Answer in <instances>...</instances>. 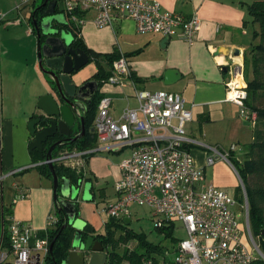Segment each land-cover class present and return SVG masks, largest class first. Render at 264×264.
<instances>
[{
  "label": "crops",
  "instance_id": "0c3cea01",
  "mask_svg": "<svg viewBox=\"0 0 264 264\" xmlns=\"http://www.w3.org/2000/svg\"><path fill=\"white\" fill-rule=\"evenodd\" d=\"M37 1L30 0L21 4L20 0H0V11L6 14L0 25V78L3 80L0 85V178H5L12 171L25 169L19 173L22 176L17 184L13 183L24 192L25 197L10 206L14 196L11 197L8 208L12 219L27 223L40 233L48 227L55 202L52 181L40 175L36 166L33 167L28 147L31 137L27 124L33 116L40 115L38 99L49 93L47 77L37 68V31L30 21L31 14L40 7L36 6ZM49 1H56V6L48 8L45 3L41 5L44 9L41 19H46V23H43L45 30L70 33L61 29L67 23V15L58 5V0ZM146 1H156L162 9L186 17L195 15L200 21V28L192 45L178 38L168 39L164 43L165 37L162 35L137 34L130 21L115 20L111 27L97 28L93 23L94 12H85L84 23L79 30V38L84 46L97 54L118 52L129 55L126 59L131 75L140 80L137 84L131 81L133 85L111 86L101 91L111 99L109 114L118 119L123 110L136 108L135 91H164L180 95L192 117L185 126L188 140L186 148L195 165L203 171L205 180L207 170L214 167L212 176L215 183H208L207 180L206 183L233 197L224 191L227 187L237 186L227 161V165L224 160H218L212 166H207L206 159L213 151L219 152L216 146H224L226 141H232L235 145L240 142L247 145L252 141V126L241 116L239 107L226 100L225 85L231 78V66L243 70V54L251 42L254 30L247 7L254 0ZM19 4L20 10L16 12ZM38 32H43L40 21ZM236 49L241 52L238 57L233 55ZM224 67L227 72L223 71ZM168 70L177 73L179 79L165 85L164 74ZM94 74V67L92 71L80 70L72 76L73 83L80 86L91 80ZM235 145L231 144L229 149H236ZM86 152L90 154L101 151L91 149ZM235 158L240 161L237 155ZM86 162L88 168L79 171L84 172L88 182L97 180L100 160L91 158ZM30 168L35 171L28 172ZM3 173L6 175L2 177ZM108 176L115 183L119 177L118 166ZM84 183L78 197L66 201L75 205L78 210L77 219L93 227L91 212L86 204L89 200L83 195ZM2 208L4 205L1 206L0 215Z\"/></svg>",
  "mask_w": 264,
  "mask_h": 264
},
{
  "label": "built area",
  "instance_id": "2783aa9c",
  "mask_svg": "<svg viewBox=\"0 0 264 264\" xmlns=\"http://www.w3.org/2000/svg\"><path fill=\"white\" fill-rule=\"evenodd\" d=\"M28 1L20 0L21 4ZM63 4V11L71 15V21L78 27L84 23V17L78 18L74 12L93 11V23L97 28L111 27L115 20L130 21L139 35L159 34L167 39L178 38L188 45L194 43L200 28L195 15L186 17L166 11L156 1L63 0ZM5 18L6 14L0 11V25ZM229 74L231 78L225 85L226 100L237 105L241 116L253 127L257 116L245 107L247 93L242 70L231 66ZM130 77L129 63L121 54L113 63L111 76L104 85H133ZM135 99L136 108L123 110L118 119L109 114V97L104 96L97 106L93 132L99 143L108 145L99 150L132 149L129 159L118 166L119 177L114 183L116 201L105 204L99 213L122 224L130 217V206L136 205L151 211L154 228L158 230L173 222L181 223L186 239L178 242L173 261L162 259L163 264H252L262 259L250 232L247 205L245 226L254 247L251 250L241 240L240 214L234 211L238 202L206 183L203 171L195 165L186 148L185 126L192 117L184 99L164 91H135ZM234 150V147L230 148V151ZM87 154L86 151H63L50 162L79 171ZM227 155L213 151L206 159V165L212 166L218 160L227 161ZM23 170L12 171L7 176ZM12 186L15 195L10 206L25 197L16 184ZM53 221L54 217H50L48 223ZM2 223L0 264L44 262L49 249L46 239L39 238L38 232L29 224L15 221L11 216L4 218L2 215ZM4 229L8 249L2 248ZM10 257L14 259L13 263L8 261ZM140 264H153V260L143 257Z\"/></svg>",
  "mask_w": 264,
  "mask_h": 264
},
{
  "label": "trees",
  "instance_id": "16d2710c",
  "mask_svg": "<svg viewBox=\"0 0 264 264\" xmlns=\"http://www.w3.org/2000/svg\"><path fill=\"white\" fill-rule=\"evenodd\" d=\"M44 2L45 0L42 1L43 4ZM45 5L47 4L45 3ZM247 12L251 19L250 23L254 26V30L252 32L251 42L243 54L242 76L246 84L247 93L245 107L256 114L257 121L255 126L252 127V141L244 148L245 156L243 161L240 162L235 158L234 151H229L227 153V160L233 166L243 184L248 203L250 232L252 236L260 240L259 249L264 255V235L262 234V232H264V211L262 207L264 204V0H254V2L247 7ZM43 13L44 9L40 6L31 14L30 21L34 30L36 29L33 23L35 22L38 27ZM66 15L67 23L62 25L61 29L71 33L72 42L70 46L72 48L81 49L88 56V64L92 62L95 64L96 72L91 77V80L97 82L99 91L96 97L92 99L90 103L86 104L83 114L84 135L76 141L64 143L56 147L52 152V157H56L60 152L65 150L85 152L93 149L97 139L95 133L91 132V129H93L97 106L100 100L105 96L104 93L101 92V87L111 76L113 63L121 56L118 52L97 54L88 50L79 38L80 27L71 21L70 14L66 13ZM73 15L78 18L84 17V13L82 12H74ZM123 56L127 58L129 55ZM130 79L134 84L140 82L134 75H131ZM33 118L35 117L33 116L31 119ZM77 130L79 132L78 134H80L81 130L79 125ZM74 133L76 134L77 132ZM53 144L54 142L49 141L44 145L42 153H39L37 150H30L29 152L32 163L36 165L35 169L39 174L52 181L51 170H53L58 179V188H60L64 180H67L69 185L75 188H79L80 182L87 183L88 181L85 179L83 171H76L59 164H53L52 169H50L49 166L44 163L46 160V153ZM93 155L94 153H90L85 155L84 158L88 160ZM253 178L257 179V181L254 184H250V180ZM54 206V221L48 223V227L45 231L38 233V237L46 239L49 245L44 264H64L68 253L72 249V241L75 235L74 229L67 223V216L60 210V205L55 202ZM1 212L4 218L11 216L9 208H2ZM75 212L76 215H78L77 209H75ZM4 222L6 221L4 220ZM120 224L121 223L109 219L104 223L105 234L96 236V240L102 244L107 255L105 264H140L143 257L151 258V255L155 253L164 256L165 251H163L161 247L149 244L142 235L134 234L131 231H127L123 235L121 234L117 240H114L112 230H119V227H121ZM163 229L166 232V236L170 237L172 224L159 229V231ZM82 240H84V236ZM129 240L137 241V247L134 250L130 251L125 248L121 253L116 251L118 244H125ZM8 247V237L4 229L2 248L8 249ZM140 249H142L144 253H139ZM151 259L153 260V264H157L155 259ZM252 264H264V260L257 259Z\"/></svg>",
  "mask_w": 264,
  "mask_h": 264
},
{
  "label": "water",
  "instance_id": "95a60500",
  "mask_svg": "<svg viewBox=\"0 0 264 264\" xmlns=\"http://www.w3.org/2000/svg\"><path fill=\"white\" fill-rule=\"evenodd\" d=\"M48 8L56 6V1L45 0ZM47 14V13H45ZM42 33L38 32V27L33 23L37 31V68L47 77L49 83V93L40 97L37 102V109L40 115L31 119L27 128L31 141L29 142V150H37L39 153L43 151V145L47 140L56 136L68 137L71 130L76 126H80L81 133L73 138H66L63 141L55 142L46 153L48 166L52 169L53 150L71 141H76L84 135L83 115L80 112L83 110L84 102L90 103L91 96L98 90V84L95 81H89L85 85L77 86L73 83L72 76L85 67L88 62V56L78 48H72L69 41L63 35V31L44 28L46 19L40 20ZM168 39H164V43ZM235 57L241 55V52L236 49L233 53ZM240 70V69H238ZM227 72V68H223ZM179 79V76L174 71L168 70L164 74V84L168 85ZM89 87L91 91L89 92ZM86 90V92H84ZM93 132V129H91ZM52 171L53 184V199L54 202L60 205L67 216V223L74 229L75 235L72 241V249L68 253L64 264H105L107 255L102 244L94 241L91 236H88L85 241L82 240V233L88 235L93 234V228L87 225L80 219H77L75 205L66 201L78 197L83 182H80L79 188L70 187L69 182L64 180L60 188H58V179ZM242 184V182H241ZM243 186V184H242ZM88 185L84 183L83 195L87 191ZM244 189V187H243ZM60 191V197L58 196ZM246 205L248 207L247 199ZM126 224L130 221L124 219ZM2 214L0 215V234L2 233ZM264 235V232H262ZM262 260L264 255L261 254Z\"/></svg>",
  "mask_w": 264,
  "mask_h": 264
},
{
  "label": "rangeland",
  "instance_id": "374dc122",
  "mask_svg": "<svg viewBox=\"0 0 264 264\" xmlns=\"http://www.w3.org/2000/svg\"><path fill=\"white\" fill-rule=\"evenodd\" d=\"M58 5L63 9L64 4L63 0H58ZM42 5V0H38L36 3V6H41ZM20 10V4L19 8ZM18 9H15L17 12ZM63 35L65 38L69 41H71V34L68 32H63ZM93 65V66H92ZM93 67L95 68L96 72V67L95 64L92 62L90 64H87L85 67L81 69L82 70H93ZM3 82L2 78H0V85ZM108 87V85H103L101 87V91L104 92ZM0 100H1V95H0ZM97 112V111H96ZM248 122V121H247ZM250 124V122H248ZM247 125V124H246ZM248 127V125L246 126ZM249 129V128H247ZM253 129V128H252ZM1 131V130H0ZM232 143V141H226L225 147L221 146L220 144L216 146V148L219 150L220 153H228L229 152V146ZM108 145L99 143L96 141L93 149H102L107 147ZM236 149L234 152V155L238 156L240 161H243L244 156H245V148L246 145H244L243 142H240L239 145H235ZM204 151H207V153H211L208 149H205ZM132 149L129 147H124L118 152H115L113 149L110 151H101V152H96L91 156L89 159H99L100 163L98 165V175H96L97 180L92 179L90 182H88V187L87 191L85 192V197L89 202L86 204L88 205V208L90 209V216L92 217L93 221V227L94 228V233L96 235H102L105 234V228H104V223L109 220L108 217H106L103 214H98V211L107 203H113L116 201V193L113 188L114 181L111 176H108V173H110L115 167L119 166L122 162L126 161L129 159L131 155ZM222 161V160H220ZM228 161V160H227ZM225 162V161H223ZM226 163V162H225ZM228 163V165H227ZM226 165L230 168L232 171L237 186L236 187H227L224 189L227 193L231 194L236 201L238 202V205L234 208V211L238 214H240V218L238 219V222L240 223V228L242 231V236L241 240L242 243L245 245V247L249 250L253 249V245L250 241V238L247 235L246 232V226H245V217H246V204H245V191L243 189V186L241 184V180L233 168V166L227 162ZM88 162H86V159L83 158L81 161L80 166L78 167L79 169H82L85 171L88 168ZM214 167H211L207 170V182L208 183H215V178L212 176V170ZM33 172L35 170H32V168L28 169V172ZM6 174H1V176H5ZM21 174L17 175H12V176H5V178H0V209L1 206L4 205V208L9 207V201L11 197L14 196L15 192L12 189V184L18 182L19 178L21 177ZM257 181V179H251L250 184H254ZM91 186V188H90ZM60 191H58V196L60 198ZM79 198H81L79 196ZM243 206V208H241ZM263 211H264V204L262 205ZM129 224L122 223L120 224L121 227H119V230H112L113 232V239L117 240L119 236L127 231H131L134 234L137 235H142L145 240L154 246H159L162 248L163 251H165L164 256L161 254H152L151 258L155 259L157 264H163L162 259H165L166 262L168 261H173L174 255H175V250L178 246V242L181 240L186 239V232L182 226L181 223L178 222H173L172 223V230H171V236L167 237L166 232L164 229L162 231H159L158 229L154 228V223L152 219V214L151 211L147 207H140L136 205H131L129 208ZM55 216V210L52 212L50 217ZM119 225V226H120ZM122 232V233H121ZM254 242L260 246V240L257 237L252 236ZM137 247V241L136 240H129L127 243H120L118 244V247L116 249L117 252L121 253L124 251V249H128L130 251L134 250ZM261 252V250H260ZM139 253H144L142 249L139 250ZM261 254H263L261 252ZM10 263L14 262V259L10 257L8 259ZM44 264V262H42Z\"/></svg>",
  "mask_w": 264,
  "mask_h": 264
},
{
  "label": "flooded vegetation",
  "instance_id": "af4514ba",
  "mask_svg": "<svg viewBox=\"0 0 264 264\" xmlns=\"http://www.w3.org/2000/svg\"><path fill=\"white\" fill-rule=\"evenodd\" d=\"M89 81H93V80H88V81H85V82H83L80 86H82V85H85L86 83H88ZM91 87H89V92L91 91ZM98 91H99V88H98V90H97V92L95 93V94H93L92 96H91V101H92V99H94L95 97H96V95H97V93H98ZM84 92H86V90L84 91ZM90 101V102H91ZM84 104V106H83V110L80 112V114L81 115H83L84 114V112H85V108H86V102H84L83 103ZM77 127H78V123H76V126L71 130V133H70V135L68 136V137H63V136H61V137H54V138H52V139H49V140H47L46 141V143L44 144V145H46L49 141H51V142H57V141H63L64 139H66V138H73V137H75V136H77V134L79 133L78 132V130H77ZM74 132H77L76 134L74 133ZM44 145H43V148H44ZM84 236V241H85V239L88 237V236H91L93 239H94V241H97L96 240V234L93 232V234H91V235H88L87 233H82V237ZM99 242V241H98ZM104 248V247H103Z\"/></svg>",
  "mask_w": 264,
  "mask_h": 264
}]
</instances>
